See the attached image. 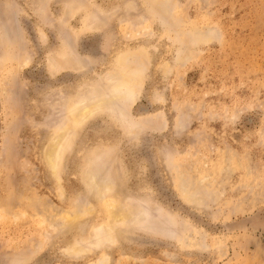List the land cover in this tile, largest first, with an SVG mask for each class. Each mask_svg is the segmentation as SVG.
Wrapping results in <instances>:
<instances>
[{"label": "rangeland", "instance_id": "1", "mask_svg": "<svg viewBox=\"0 0 264 264\" xmlns=\"http://www.w3.org/2000/svg\"><path fill=\"white\" fill-rule=\"evenodd\" d=\"M0 264H264V0H0Z\"/></svg>", "mask_w": 264, "mask_h": 264}, {"label": "bare ground", "instance_id": "2", "mask_svg": "<svg viewBox=\"0 0 264 264\" xmlns=\"http://www.w3.org/2000/svg\"><path fill=\"white\" fill-rule=\"evenodd\" d=\"M59 138L61 139V137H59ZM60 139H59V140H60ZM52 151H53V146H51V147L48 149V152H47V153H48V158L51 157V158H50L51 161H52V159H53L52 156H51ZM49 161H50V160H49ZM53 163H54V162H52V165H53ZM116 217H117V214H116V213L112 214V215H111V220H110V221L112 222L113 220H116Z\"/></svg>", "mask_w": 264, "mask_h": 264}]
</instances>
